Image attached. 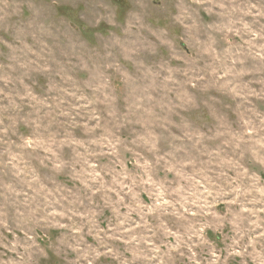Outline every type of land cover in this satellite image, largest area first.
<instances>
[{
  "label": "clouds",
  "instance_id": "1",
  "mask_svg": "<svg viewBox=\"0 0 264 264\" xmlns=\"http://www.w3.org/2000/svg\"><path fill=\"white\" fill-rule=\"evenodd\" d=\"M0 264H264V0H0Z\"/></svg>",
  "mask_w": 264,
  "mask_h": 264
},
{
  "label": "rangeland",
  "instance_id": "2",
  "mask_svg": "<svg viewBox=\"0 0 264 264\" xmlns=\"http://www.w3.org/2000/svg\"><path fill=\"white\" fill-rule=\"evenodd\" d=\"M62 11H64V12H70L71 9H70V7H67V8H65V9H62Z\"/></svg>",
  "mask_w": 264,
  "mask_h": 264
}]
</instances>
